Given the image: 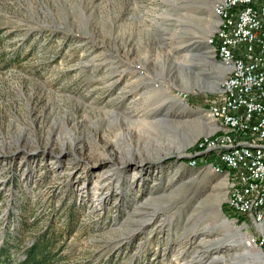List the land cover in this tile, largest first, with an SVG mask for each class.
<instances>
[{"label":"rangeland","instance_id":"1","mask_svg":"<svg viewBox=\"0 0 264 264\" xmlns=\"http://www.w3.org/2000/svg\"><path fill=\"white\" fill-rule=\"evenodd\" d=\"M219 1L0 0V264H253L263 219L190 157L224 134Z\"/></svg>","mask_w":264,"mask_h":264},{"label":"bare ground","instance_id":"2","mask_svg":"<svg viewBox=\"0 0 264 264\" xmlns=\"http://www.w3.org/2000/svg\"><path fill=\"white\" fill-rule=\"evenodd\" d=\"M234 2L235 0H221L218 2L215 7V14L220 19V26L207 39V44L211 47V51L219 55L221 62L231 74V79L238 78L239 74H244L247 71L246 62H238L235 66L236 56L235 54H230L231 42L221 44L219 41L221 40L220 30L223 38L238 36L237 27H231V20H242L243 9L237 8V3ZM229 8L228 15L220 10ZM259 10V1H252L251 4H248L245 14L246 24L256 21V15ZM261 18L262 22H264V13H261ZM244 35L245 38L252 37L251 29L244 30ZM239 47L242 46H235L236 53H241ZM223 83L224 81L222 82V87H224ZM215 115H218V113ZM229 117L232 122H228L225 126L221 119L224 134L220 131L215 133L217 135L202 137L199 143L196 142L197 144L192 149L190 157L197 155L198 157H195L199 158V164L201 165L206 164L209 166L216 163L217 167H212L216 173H225L231 177L232 183H230L227 197V208H229V211L231 210L235 215L252 217L255 222L261 221L262 219L259 218H261L260 204L264 200V173H256L254 175L255 182L251 184V181H248V176H241L240 165L236 159H241V151H246L251 152L253 162H260L262 153L254 151V143L251 141H262V134H259L258 129H236V122H240L239 110L229 111ZM221 155H230L231 160H228L227 166L226 158H218ZM194 160V158H191L189 164L195 165Z\"/></svg>","mask_w":264,"mask_h":264},{"label":"built area","instance_id":"3","mask_svg":"<svg viewBox=\"0 0 264 264\" xmlns=\"http://www.w3.org/2000/svg\"><path fill=\"white\" fill-rule=\"evenodd\" d=\"M252 1L260 2V10L256 21L246 24L245 14ZM234 3H237V8L243 9L242 20H231V27H237L238 36L223 38L220 30L219 41L221 44L231 42L230 54L236 56L235 66L238 62H246L247 71L233 79L231 74H227L222 91L217 95H210L207 106L211 107L212 114L218 113L224 126L232 122L229 111L239 110L240 122H236V129H258L259 134H262V141H251L254 143V151L262 153L260 162H253L251 152L246 151H241V159H236L240 165L241 176H248V181L252 184L255 182L256 173H264V22L261 18V13H264V0H235ZM220 10L228 15L230 8ZM248 29H251L252 37L245 38L244 30ZM235 46H242L243 53H236ZM218 158H226V166L228 160H231L230 155H221ZM209 166L217 167L216 163ZM260 214L259 219H263L264 200L260 204Z\"/></svg>","mask_w":264,"mask_h":264},{"label":"trees","instance_id":"4","mask_svg":"<svg viewBox=\"0 0 264 264\" xmlns=\"http://www.w3.org/2000/svg\"><path fill=\"white\" fill-rule=\"evenodd\" d=\"M227 207L228 206L226 204V206H225L226 210L225 211L228 215L233 216V217L237 215V214L235 215L233 212H231V210L229 211V208H227ZM46 248L47 247L43 241L40 243L38 241H36L35 243H33L31 246H29L25 250V252H26L25 258L20 260L16 264H48V262L46 260L47 259ZM263 248H264V245H263ZM0 253L6 254L5 249H1ZM7 255H8V257H10L11 253L8 252Z\"/></svg>","mask_w":264,"mask_h":264},{"label":"water","instance_id":"5","mask_svg":"<svg viewBox=\"0 0 264 264\" xmlns=\"http://www.w3.org/2000/svg\"><path fill=\"white\" fill-rule=\"evenodd\" d=\"M159 41H161V39ZM162 46H163V44H162ZM225 220L234 222V219H230V218H227V217H226ZM260 230H261V234H262V236L264 238V217H263V220L261 222ZM260 250H261L260 255L256 258L255 261H251V263H253V264H264V248L261 247ZM244 258L246 259V257H244Z\"/></svg>","mask_w":264,"mask_h":264},{"label":"crops","instance_id":"6","mask_svg":"<svg viewBox=\"0 0 264 264\" xmlns=\"http://www.w3.org/2000/svg\"><path fill=\"white\" fill-rule=\"evenodd\" d=\"M213 117L214 118H213V121H212V123H213L212 124L213 125L212 126V131H216V130H218V128H222V124H221V120L218 117H215V116H213ZM226 176H227V178L229 177L227 174H226Z\"/></svg>","mask_w":264,"mask_h":264}]
</instances>
